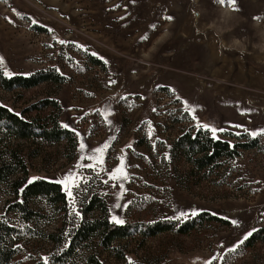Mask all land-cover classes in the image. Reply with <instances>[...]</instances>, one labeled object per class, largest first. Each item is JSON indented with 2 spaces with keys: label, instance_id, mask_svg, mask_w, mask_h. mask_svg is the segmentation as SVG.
<instances>
[{
  "label": "rangeland",
  "instance_id": "1",
  "mask_svg": "<svg viewBox=\"0 0 264 264\" xmlns=\"http://www.w3.org/2000/svg\"><path fill=\"white\" fill-rule=\"evenodd\" d=\"M0 57V104L45 117L54 109L40 103L54 99L61 125L78 139L70 159L67 141L0 129V165L14 170L0 181V224L15 227L4 238L15 251L10 264H93L90 257L100 264H264V241L244 240L264 227V0H0ZM41 70L65 80L2 86V77ZM202 125L223 131L213 135ZM199 129L231 143L257 137L260 146L200 171L178 144ZM97 148L103 163L90 159ZM121 160L127 178L111 179ZM69 173L76 174L72 197L62 183ZM24 176L59 182L66 211L38 196L28 200L35 214L26 219L11 186ZM94 196L96 209L85 212ZM101 201L130 234L110 248L93 238L63 254L74 227L101 216ZM180 211L189 217L174 219ZM205 212L225 222L204 215L188 233L142 232L144 224L180 225Z\"/></svg>",
  "mask_w": 264,
  "mask_h": 264
},
{
  "label": "trees",
  "instance_id": "2",
  "mask_svg": "<svg viewBox=\"0 0 264 264\" xmlns=\"http://www.w3.org/2000/svg\"><path fill=\"white\" fill-rule=\"evenodd\" d=\"M64 80L65 76L55 70H41L29 76L19 74L2 77V86L6 90H14L18 87L28 89L46 81L61 83ZM40 104L46 107H52L54 111L49 116L39 117L38 115H27L24 111L17 113L0 104V129L7 133V135L20 139L42 140L47 143L67 141L71 146L72 153L70 159H72L78 139L74 131L61 125L59 120L61 106L59 102L54 99H47ZM34 107H38V104L34 105ZM233 137L236 136L233 135ZM243 137L246 138V141L231 143L228 140L213 137L207 131L199 129L194 133L186 132L183 134L179 138L178 144H181L185 158L193 163L197 170L201 171L205 170V168H218L221 166L220 162L222 159L236 158L243 150L260 146V141L257 137L249 138L246 135H243ZM10 151L14 160L20 159L16 155V149ZM12 168L10 163L0 165L1 182L6 181L14 172ZM11 186L15 196L22 198L16 204L24 212L25 218L28 220L31 218V215L35 214L27 203L30 198L41 196L46 199L49 205L60 206L59 208L62 211H66L67 209V194L59 182L44 178L29 181L27 176H24L12 181ZM96 200L97 198L95 196L92 197L86 205L85 212H91L96 209ZM98 208L101 212L100 217L92 220L85 218L74 227L69 245L67 246L68 248L63 254L71 253L75 245L79 242H90L93 238L98 239L99 243L105 248H110L114 241L130 234V225L117 224L109 219V210L105 201H101ZM204 215H208L206 217L209 219L222 220L217 216L205 212L180 225L176 221H157L152 224H144L143 226L145 227H143L142 232L146 237L166 231L188 233L204 219ZM222 221L225 222V220ZM14 232L15 227L0 224V264H10L14 257V249L4 241L6 234L11 236ZM50 238L54 240L57 246L63 244L62 237L57 233H52ZM257 240L264 241V227L253 233L246 243L251 245ZM90 261L93 264H100L95 257H90Z\"/></svg>",
  "mask_w": 264,
  "mask_h": 264
},
{
  "label": "snow or ice",
  "instance_id": "3",
  "mask_svg": "<svg viewBox=\"0 0 264 264\" xmlns=\"http://www.w3.org/2000/svg\"><path fill=\"white\" fill-rule=\"evenodd\" d=\"M220 3H224V0H220ZM228 3L234 6L235 0H228ZM168 19H171V17H168ZM33 23H36V21H33ZM60 43H64V41H60ZM0 64H3V58L2 57H0ZM191 110L192 111H195V109H191ZM65 127H68V125H65ZM202 127H204V128H210V130L213 133V135H215V133L217 131H223V129H219L218 130L215 127H211L209 125H202ZM262 131H264V130H262ZM253 135H256V133H253ZM83 147H84V145L82 144L81 145V148H83ZM106 147H107V145L104 146V148H106ZM104 148H97V149H95V153H97L98 155H95L93 157H90V159H93V160H95V161H97L99 163H103L102 154H103ZM87 167L92 168L93 165L92 164H89V165H87ZM117 174H121V175L118 176ZM75 175H76L75 173H69V174H67L65 176L64 181H62V183H65V185L67 187L69 197H72L73 196V192H72V186L69 185L68 182L71 181V180H73V178L75 177ZM121 176L123 178H125V179L127 178V174L124 171L123 160H121V167L115 169L112 172L110 178L111 179H119V178H121ZM105 183H107V181H105ZM75 187L76 188H79L80 185L78 183H76L75 184ZM121 187H123V186L121 185ZM73 204H75V200L74 199H73ZM116 207L119 208V207H121V205L118 204V205H116ZM74 212H75V215L76 216H79L80 215V213L78 211H75V209H74ZM197 214L198 213L196 211H192L190 215L191 216H196ZM188 217H189V213L184 212V211H180L179 212V216L174 217V219H181V218H188ZM112 219H113V222H115V223H118V224H123L124 223V221L122 219H120L118 216H113ZM232 223L233 224H236L237 221H232ZM253 231H255V229ZM251 235H252V232L247 233L245 235V237H244V240H247L248 237L251 236ZM244 240H241L240 243H243ZM234 250L235 249H230V251H234ZM208 264H211V261H209Z\"/></svg>",
  "mask_w": 264,
  "mask_h": 264
}]
</instances>
